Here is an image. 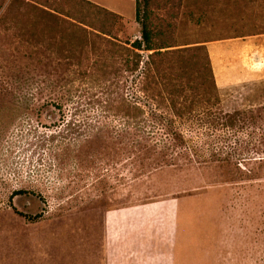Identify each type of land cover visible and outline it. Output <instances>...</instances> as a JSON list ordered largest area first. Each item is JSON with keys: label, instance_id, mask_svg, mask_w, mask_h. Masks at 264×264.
I'll list each match as a JSON object with an SVG mask.
<instances>
[{"label": "rangeland", "instance_id": "obj_1", "mask_svg": "<svg viewBox=\"0 0 264 264\" xmlns=\"http://www.w3.org/2000/svg\"><path fill=\"white\" fill-rule=\"evenodd\" d=\"M9 1L0 264H264V174H227L232 166L193 154L206 144L128 141L118 120L63 90L67 77L28 38L26 6ZM91 1L123 17L118 38L139 37L135 0ZM156 12L175 20L179 45L206 46L222 109L251 111L264 131V0H182ZM48 78L58 87L46 89Z\"/></svg>", "mask_w": 264, "mask_h": 264}, {"label": "trees", "instance_id": "obj_2", "mask_svg": "<svg viewBox=\"0 0 264 264\" xmlns=\"http://www.w3.org/2000/svg\"><path fill=\"white\" fill-rule=\"evenodd\" d=\"M181 3L135 0L140 35L125 40L115 34L123 17L90 0H10L7 9L26 6L28 38L44 45L54 70L67 77L63 90L86 96L100 118L118 120L128 141L206 144L193 154L232 166L227 174L261 180L264 143L255 137L264 131L253 125L257 117L222 109L206 46L179 45L175 20L156 12ZM54 85L48 78L45 88Z\"/></svg>", "mask_w": 264, "mask_h": 264}, {"label": "crops", "instance_id": "obj_3", "mask_svg": "<svg viewBox=\"0 0 264 264\" xmlns=\"http://www.w3.org/2000/svg\"><path fill=\"white\" fill-rule=\"evenodd\" d=\"M91 1V0H90Z\"/></svg>", "mask_w": 264, "mask_h": 264}]
</instances>
